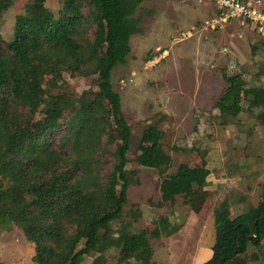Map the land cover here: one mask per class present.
Returning a JSON list of instances; mask_svg holds the SVG:
<instances>
[{
  "label": "trees",
  "instance_id": "obj_1",
  "mask_svg": "<svg viewBox=\"0 0 264 264\" xmlns=\"http://www.w3.org/2000/svg\"><path fill=\"white\" fill-rule=\"evenodd\" d=\"M143 1L62 0L56 16L46 0H30L16 17L13 38L6 40L0 27V225H20L39 264H83L94 252L90 264H104L112 246L126 264H160L152 238L169 232L168 218L153 229L107 234L134 182L127 168L133 128L112 74L128 60L131 36L142 30L136 11ZM13 2L0 0V19ZM64 71L95 75L98 89L77 94L60 83ZM222 73L228 84L216 101L220 113L236 117L259 109L264 121V92L246 86L240 73ZM164 137L158 124L144 128L140 165L164 170L172 164ZM107 155L113 163L103 171ZM209 173L182 162L161 189L164 196L188 198ZM214 214L217 238L202 264H246L241 255L250 243L263 244L264 195L258 208L234 218L226 200ZM136 256L143 259L131 262Z\"/></svg>",
  "mask_w": 264,
  "mask_h": 264
},
{
  "label": "rangeland",
  "instance_id": "obj_2",
  "mask_svg": "<svg viewBox=\"0 0 264 264\" xmlns=\"http://www.w3.org/2000/svg\"><path fill=\"white\" fill-rule=\"evenodd\" d=\"M29 1L14 0L3 11L0 27L6 40L13 38L16 17ZM62 4V0H46L56 16ZM218 10L210 0H144L136 11L142 30L131 36L128 60L112 74L133 128L127 168L134 182L128 188L123 213L107 234L153 229L161 217L168 218L169 232L152 238L153 259L160 264L207 261L217 238L214 212L221 202H228L234 218L258 208L264 195L261 110L245 108L234 117L222 115L216 107L228 84L223 69L240 73L246 86L264 92V37L249 21L221 20ZM151 52L154 58L148 60ZM62 74L60 83L68 84L77 94L98 89L95 75ZM151 123L165 130L163 147L172 164L164 170L142 166L136 159L143 145L142 132ZM182 162L193 169L209 168L206 183L197 186L188 198L164 196L163 178L175 173ZM112 163L113 157L105 156L103 171ZM34 253L35 245L20 225H0V264H39L33 260ZM98 254L86 255L83 264H90ZM104 255V264L128 262L121 258L117 246L108 247ZM241 256L246 264H264V240L260 247L250 243ZM142 259L136 256L130 261Z\"/></svg>",
  "mask_w": 264,
  "mask_h": 264
},
{
  "label": "built area",
  "instance_id": "obj_3",
  "mask_svg": "<svg viewBox=\"0 0 264 264\" xmlns=\"http://www.w3.org/2000/svg\"><path fill=\"white\" fill-rule=\"evenodd\" d=\"M218 9L223 10L221 20L229 18L249 21L264 37V0H212Z\"/></svg>",
  "mask_w": 264,
  "mask_h": 264
},
{
  "label": "crops",
  "instance_id": "obj_4",
  "mask_svg": "<svg viewBox=\"0 0 264 264\" xmlns=\"http://www.w3.org/2000/svg\"><path fill=\"white\" fill-rule=\"evenodd\" d=\"M196 1H197L198 3H202V2H204V1H206V0H204V1H203V0H196ZM210 2H212V4H214L213 1L210 0ZM181 6H184V7H187V6H188V7H191L190 4H189V5H187V4H179V5H178V7H181ZM257 33H258V32H257ZM258 34H259V33H258ZM257 90H258V89H257ZM258 91L263 92L262 90H258ZM172 233H173V232H172ZM172 233H170V234H172Z\"/></svg>",
  "mask_w": 264,
  "mask_h": 264
}]
</instances>
